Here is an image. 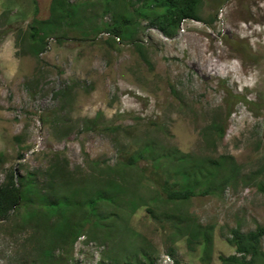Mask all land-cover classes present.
<instances>
[{
  "label": "rangeland",
  "instance_id": "374dc122",
  "mask_svg": "<svg viewBox=\"0 0 264 264\" xmlns=\"http://www.w3.org/2000/svg\"><path fill=\"white\" fill-rule=\"evenodd\" d=\"M60 1L0 0V185L10 170L31 174L54 202L69 184L49 177L58 156L74 191L85 185L88 200L114 183L136 211L101 202L99 224L67 251L51 231L87 210L48 217L34 199L0 222V264H205L203 241L188 242L192 224L212 231L211 264L239 257L232 230L264 226V0H204L202 21L184 20L173 37L145 20L107 32L120 0H70L66 20ZM32 27H57L39 56ZM183 156L220 166L211 193L198 184L189 201L155 203Z\"/></svg>",
  "mask_w": 264,
  "mask_h": 264
},
{
  "label": "trees",
  "instance_id": "16d2710c",
  "mask_svg": "<svg viewBox=\"0 0 264 264\" xmlns=\"http://www.w3.org/2000/svg\"><path fill=\"white\" fill-rule=\"evenodd\" d=\"M124 5V11L120 17V22L113 27H108L107 32L115 36H125L132 26L133 20H145L149 24L158 29L166 37H173L178 31L180 25L184 20L202 21L200 17L202 4L204 0H120ZM109 4L110 0H106ZM58 13L64 16V20L72 16L70 10V0H61L56 8ZM76 12V9H75ZM57 27H49V31L32 27L29 40L36 49L39 56L40 50H43L44 41L47 35L52 31H56ZM39 50V51H38ZM213 129L223 132V126L214 122ZM151 152L150 147L145 146L138 154L129 157L128 162L123 163L126 168H133L135 164L142 158H145ZM3 156H0V161ZM188 157L180 158V165L176 167L174 175H168L159 187L157 196L152 200L156 201L162 197L166 203L178 204L189 201L197 195L196 187L203 185L205 188L202 194L211 193V183L216 178L218 167H208L206 162L201 160L187 159ZM56 164L50 172L51 182L60 180V184L65 185V181L69 183L66 187H61L64 192V197L51 202L49 195H43L37 185L33 183L31 174L25 178L17 173L15 170H10L5 182L0 185V222L8 220L17 209L33 204L36 199L37 205L48 215L53 217L61 214L62 211L73 209L79 211L75 216H80L84 209L87 213L82 216L80 220L74 222L69 219H63L55 223V229L51 231V245L54 247L73 249L74 243L83 235L87 224L96 226L99 224L101 216L97 213L98 205L101 202L108 201L115 205H121L130 208L133 212L136 211L135 201L129 199H120L118 196L122 192L119 186L111 183L102 184L99 191H96L94 196L87 200L85 185H75V191L72 189L71 182L68 180V175L63 171L62 164H67L66 160L60 162L56 156ZM221 164V163H220ZM160 168V164L157 165ZM180 178H175V176ZM53 183L50 185L52 186ZM259 190L264 193V184L259 185ZM30 219V215H26ZM184 222H191L190 219L185 218ZM188 242L190 245L197 241H203L204 254L202 261L205 264L210 263V252L212 248L213 238L212 231L209 227L189 225ZM264 239V226L259 225L255 231L248 233L242 232L236 228L232 230L231 244L236 248V252L240 255L229 258L220 257L222 264H264V251L261 243ZM67 249V251H68ZM51 250V248H50ZM48 251V254L51 251ZM68 254V252H67ZM173 255V254H172ZM178 264V262H177Z\"/></svg>",
  "mask_w": 264,
  "mask_h": 264
},
{
  "label": "bare ground",
  "instance_id": "6f19581e",
  "mask_svg": "<svg viewBox=\"0 0 264 264\" xmlns=\"http://www.w3.org/2000/svg\"><path fill=\"white\" fill-rule=\"evenodd\" d=\"M193 43H194V46H195L196 49H198L200 47V41L199 40L194 39Z\"/></svg>",
  "mask_w": 264,
  "mask_h": 264
}]
</instances>
